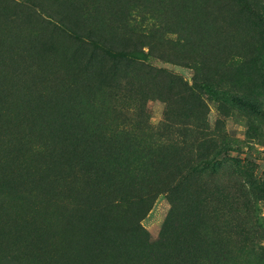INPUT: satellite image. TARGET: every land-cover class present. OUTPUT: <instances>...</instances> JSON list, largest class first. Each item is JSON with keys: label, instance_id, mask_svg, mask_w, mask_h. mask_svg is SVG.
I'll list each match as a JSON object with an SVG mask.
<instances>
[{"label": "rangeland", "instance_id": "1", "mask_svg": "<svg viewBox=\"0 0 264 264\" xmlns=\"http://www.w3.org/2000/svg\"><path fill=\"white\" fill-rule=\"evenodd\" d=\"M247 34L259 0H0V264H264Z\"/></svg>", "mask_w": 264, "mask_h": 264}, {"label": "trees", "instance_id": "2", "mask_svg": "<svg viewBox=\"0 0 264 264\" xmlns=\"http://www.w3.org/2000/svg\"><path fill=\"white\" fill-rule=\"evenodd\" d=\"M260 2H262V3H264V0H259ZM250 6V5H249ZM248 6V7H249ZM238 12H239V14H240V16L239 15H234L235 17H233V18H231V16H230V18L231 19H229L228 20V24L230 25V26H233L235 29H237L238 31H239V33L240 32H242L241 30H240V28H241V26L240 25H238L243 19L241 18V16L243 15V16H245L244 17V20H247V21H249V15L246 13V11L245 10H243V9H240L239 10V7H238ZM259 33H260V35L262 36L263 35V31H259ZM259 35V36H260ZM239 36H240V34H239ZM246 36V35H245ZM258 36V37H259ZM242 39H243V37L242 36H240ZM253 35L252 34H247V36H246V39H250V38H252L253 39ZM254 40V39H253ZM255 41V40H254ZM264 43V36L262 37V40H260V41H255V43H254V45H252L253 44V41H249V43H248V45L247 46H245V49H244V53L242 54L244 57H246V59H249L248 60V62H252V63H255V62H258V64H262L263 63V58H262V56L259 54V55H256L257 54V51H258V46H260V45H262ZM239 47L241 46V47H243L244 45L242 44H239L238 45ZM241 47H240V49H241ZM255 55V56H254ZM204 86L205 87H207V89L209 90V91H211V92H213L214 94H217V95H222L223 94V92H225L224 90H218V89H216V88H212L210 85H208V84H204ZM231 93H229V95H230Z\"/></svg>", "mask_w": 264, "mask_h": 264}]
</instances>
